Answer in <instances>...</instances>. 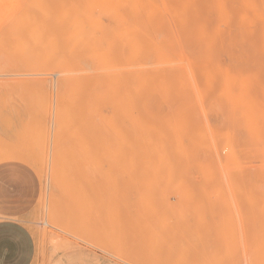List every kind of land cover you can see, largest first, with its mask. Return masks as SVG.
I'll use <instances>...</instances> for the list:
<instances>
[{"label": "rangeland", "instance_id": "374dc122", "mask_svg": "<svg viewBox=\"0 0 264 264\" xmlns=\"http://www.w3.org/2000/svg\"><path fill=\"white\" fill-rule=\"evenodd\" d=\"M123 2L0 0V167L33 185L15 217L35 237L32 264H264V203L247 197L264 193V0H131L155 16L146 28L130 17L146 48L168 38L159 65L122 33ZM121 71L136 75L140 106L121 104ZM232 74L244 78L250 114L240 97L219 98Z\"/></svg>", "mask_w": 264, "mask_h": 264}, {"label": "bare ground", "instance_id": "6f19581e", "mask_svg": "<svg viewBox=\"0 0 264 264\" xmlns=\"http://www.w3.org/2000/svg\"><path fill=\"white\" fill-rule=\"evenodd\" d=\"M124 2H123V4H124V9H123V11L119 14L120 16H119V20H120V23H121V29H122V33L124 34V35H126V36H129V37H132L133 38V40H135V43H134V45L136 46V48H137V52H139V54H141V53H147L146 55H149L151 58H153L154 60H156L157 62L156 63H158V65L160 64V63H164V61H165V58H166V55L167 54H165L164 52L166 51L167 52V40H168V38L166 37V35H160L159 36V39L156 41V42H158L159 44H157V46L155 47V49L152 51V50H150L149 49V47L147 46V48H146V46H145V44L146 43H148L147 41H142V39L141 38H139V36H138V33H137V31L136 30H138L139 29V27H138V29H134L135 27L134 26H132V21L130 20V17L131 16H135V20H136V18L137 19H140L142 22H143V25L145 24V28H146V26L148 27L150 24H151V21L154 19V14L152 13V12H149L148 10H146V12H143L144 10H142V9H140L139 7L140 6H138V5H133V6H131L130 5V2H131V0L130 1H128V0H123ZM160 1V0H159ZM97 3V2H96ZM103 3V2H102ZM104 4V3H103ZM161 5V4H160ZM163 5V4H162ZM161 5V6H162ZM164 6V5H163ZM117 7V6H116ZM142 7V6H141ZM154 7V6H153ZM152 7V9H156L155 7L153 8ZM117 9H119L118 7H117ZM151 9V10H152ZM160 9H162L161 7H160ZM86 10V9H85ZM115 10V9H114ZM154 10H152V11H154ZM166 10V9H165ZM111 11L112 10H110V13H111ZM166 12V11H165ZM170 13V12H169ZM185 13V15H187L186 14V12H184ZM115 14H116V12H115ZM171 14V13H170ZM175 14V13H174ZM106 15V14H105ZM144 15H146V16H144ZM109 17V16H108ZM112 17V16H111ZM62 18V17H61ZM106 18V17H105ZM110 18V17H109ZM182 18V17H181ZM64 19V18H63ZM113 19V18H112ZM171 19V18H170ZM172 20H174V19H172ZM185 20H186V18H185ZM184 20V21H185ZM98 21V20H97ZM177 21V20H176ZM175 21V22H176ZM178 21H180V19L178 20ZM136 22V21H135ZM164 22V21H163ZM171 22V25H173L172 24V21H170ZM173 23H174V21H173ZM180 23H182V22H180ZM184 23V22H183ZM186 23V22H185ZM184 23V24H185ZM115 24V23H114ZM201 24V23H200ZM137 25V23L135 24V26ZM142 25V26H143ZM66 26V25H65ZM113 26V25H112ZM140 26V25H139ZM178 26V25H177ZM185 26V25H184ZM187 26V25H186ZM117 27H118V25H117ZM120 27V26H119ZM137 27V26H136ZM180 27V26H179ZM179 27L177 28L178 30H179ZM65 28V27H64ZM67 28V27H66ZM71 28H73L72 26H71ZM112 28V27H111ZM152 28V27H151ZM67 29H69V28H67ZM109 29H110V27H109ZM154 29V28H153ZM169 29H170V27H169ZM175 28H173V30H174ZM155 30V29H154ZM183 30H185V28H183ZM69 31V30H68ZM113 31H115V29H113ZM112 31V32H113ZM118 31V30H117ZM144 31H145V29H144ZM153 31V30H152ZM116 32V31H115ZM119 32V31H118ZM121 32V31H120ZM156 32H157V29H156ZM176 32V31H175ZM180 32V31H179ZM184 32V31H183ZM153 33V32H152ZM170 33H172V32H170ZM187 33V32H186ZM115 34H118L117 32L115 33ZM120 34V33H119ZM155 34H157V33H155ZM177 35H178V33H176ZM175 34V35H176ZM65 35V34H64ZM92 35V34H91ZM94 35V34H93ZM158 35V34H157ZM173 35V34H172ZM180 35H181V33H180ZM180 35H178V36H180ZM182 35H183V33H182ZM117 36V35H116ZM155 36V35H154ZM177 36V37H178ZM67 37V36H66ZM129 37H128V39H129ZM173 37H174V35H173ZM53 38V37H52ZM94 38V37H93ZM96 38V37H95ZM101 38V37H100ZM99 38V39H100ZM116 38V37H115ZM74 39V38H73ZM98 39V40H99ZM175 39V38H174ZM180 39V38H179ZM183 39V38H182ZM132 40V39H131ZM94 41H96V40H94ZM125 41H129V40H125ZM142 41V42H141ZM141 42V43H140ZM183 42V41H182ZM124 43V42H123ZM130 43V42H129ZM180 43H181V41H180ZM184 43V42H183ZM186 43V42H185ZM125 44V43H124ZM171 44H172V42H171ZM187 44H188V42H187ZM149 45V44H148ZM173 45V44H172ZM176 45V44H175ZM174 45V46H175ZM189 45L190 44H188V47H189ZM131 46V45H130ZM133 46V45H132ZM182 46V45H181ZM176 48H177V45L175 46ZM126 48V47H125ZM124 48V49H125ZM190 48V47H189ZM130 49V48H129ZM184 49V48H183ZM133 50H134V48H133ZM179 50V49H178ZM125 51V50H124ZM130 51H132V50H130ZM135 51H136V49H135ZM134 51V52H135ZM180 51V50H179ZM185 51H186V49H185ZM61 52V51H60ZM137 52H135V53H137ZM54 53V52H53ZM125 53V52H124ZM181 53V52H180ZM183 53H185V52H183ZM187 53V52H186ZM169 54H171V53H169ZM54 55V54H53ZM62 55H63V57H64V54L62 53ZM185 55V54H184ZM208 55V54H207ZM169 56V55H168ZM181 56V55H180ZM126 57V56H125ZM170 57V56H169ZM184 57V56H183ZM186 58H187V56H185ZM62 58V57H61ZM60 58V59H61ZM59 59V60H60ZM127 59H128V57H127ZM62 60V59H61ZM149 60V59H148ZM179 60V59H178ZM182 60H184V59H182ZM66 61L68 62L69 60H67L66 59ZM101 60H99V62H100ZM131 61V60H130ZM129 61V62H130ZM151 61V60H150ZM150 61H148L149 63H150ZM62 62V61H61ZM61 62H59L60 64H61ZM128 62V61H127ZM146 62V61H145ZM166 62H168V61H166ZM165 62V63H166ZM170 62H172L173 63V61H170ZM184 63H185V61H183ZM186 62H187V60H186ZM189 62V61H188ZM59 63L57 64H55V66H57L58 65V67H59ZM62 63H65V62H62ZM113 63H114V61H113ZM152 63V62H151ZM154 63V62H153ZM152 64L151 66H158L157 64ZM172 63H170V64H172ZM176 63V61L174 62V64ZM179 63V62H178ZM181 63V62H180ZM183 63V64H184ZM195 63V62H194ZM166 64H168V63H166ZM196 64V63H195ZM43 65H45V64H43ZM100 65V67H101V65H102V63L101 64H99ZM105 65H107V64H105ZM134 65V64H133ZM140 65V64H139ZM138 65V66H139ZM142 65V64H141ZM165 65V64H164ZM169 65V64H168ZM187 65V64H186ZM197 65V64H196ZM61 66H63V65H61ZM60 66V67H61ZM108 66V65H107ZM144 66V65H143ZM143 66H141V67H143ZM172 67H173V65H171ZM174 66H176V64L174 65ZM177 66H181V65H177ZM183 66V65H182ZM181 66V67H182ZM103 67V66H102ZM101 67V68H102ZM115 67V66H114ZM129 67L131 68V67H133L134 68V66H131V65H129ZM184 67V66H183ZM187 67H190V66H186V69H187ZM214 67H216V66H214ZM54 68V67H53ZM52 68V69H53ZM100 68V69H101ZM106 68V67H105ZM108 68V67H107ZM106 68V69H107ZM122 68V67H121ZM120 68V70H122ZM139 68V67H138ZM154 68V67H153ZM169 68V67H168ZM60 69H62L63 70V68H60ZM65 69V68H64ZM96 69V68H95ZM99 69V68H98ZM110 69H111V66H110ZM110 69H107V70H110ZM116 69H118V67H116L114 70H116ZM158 69V68H157ZM164 69V68H163ZM185 69V68H184ZM185 69V70H186ZM189 69H192V68H189ZM189 69H188V71H189ZM222 69V68H221ZM55 70V69H54ZM58 70V69H57ZM62 70H61V72H62ZM105 70V69H104ZM160 70V69H159ZM169 70H170V68H169ZM175 70V69H174ZM180 70H181V68H180ZM180 70H179V72L177 73L176 72V74H178V76H179V73L181 74V72H180ZM66 71H67V69H66ZM118 71H119V69H118ZM144 70L142 69V71L141 72H143ZM153 71V70H152ZM191 71V70H190ZM193 71V70H192ZM109 72V71H108ZM110 72H112V71H110ZM109 72V73H110ZM115 72H117V71H115ZM120 72V71H119ZM118 72V73H119ZM140 72V73H141ZM154 72V71H153ZM165 72V71H164ZM170 72H171V70H170ZM108 73V76L110 75ZM113 73H114V71H113ZM113 73H111V75L113 74ZM121 73H122V71H121ZM120 73V74H121ZM134 73H136V71L134 72ZM190 73V72H189ZM188 73V74H189ZM207 73H208V71H207ZM103 74H104V72H103ZM105 74H107L106 73V71H105ZM137 74H139V71H138V73ZM190 74H192L191 76H194L193 74V72H191ZM190 74H189V76H190ZM229 74V73H228ZM99 75H101V74H99ZM116 75H117V73H116ZM202 75V74H201ZM207 75V74H206ZM210 74H208V76H209ZM170 76V75H169ZM181 76V75H180ZM179 76V77H180ZM190 76V77H191ZM205 76V75H204ZM211 76V75H210ZM209 76V77H210ZM216 76V75H215ZM227 76V75H226ZM102 77V76H101ZM111 77L112 76H110V79H111ZM133 77H134V79H135V77H136V75L134 76V75H132V74H130V73H127V72H125V73H122L121 75H120V77L118 78V80L116 79V82H117V89H118V91H119V94H120V98H121V104L123 105V106H126V107H137L138 105H139V103L137 102V96H136V94L138 93V88H135V80H134V82H133ZM188 77V76H187ZM189 77V78H190ZM195 77V76H194ZM207 77V76H206ZM91 78L92 79H94L95 81L97 80V75H92L91 76ZM138 78V77H137ZM174 78V77H173ZM178 78V77H177ZM208 78V77H207ZM229 78H230V80H231V84H225V89H222L223 91V94H220V96H219V98H221L222 97V95H223V98L226 96V97H228V95H230L231 97L233 96V99H237V103H240L238 100V97H240V101H244V103H242L243 105H245V107H247V109H245V108H243L242 106H241V108H243V109H245L246 110V112H249V114L253 111L252 110V107L253 106H251V104H250V100H245V97L242 95V94H240V93H238L237 92V90H238V88H239V86H240V84L242 85V83L244 82V78H242L241 76H239V75H235V74H232V75H229ZM161 79V78H160ZM211 79V78H210ZM141 80H143V82H148L149 83V81L151 80L150 79V77L149 76H141ZM165 80V79H164ZM183 80V79H182ZM189 80V79H188ZM193 80H195V78L194 79H192V82H193ZM208 80V79H207ZM227 79H225V82H227L226 81ZM185 81V80H184ZM190 81H191V79H190ZM97 82V81H96ZM165 82V81H164ZM110 83V82H109ZM137 83V82H136ZM140 83V82H139ZM191 83V82H190ZM194 83V82H193ZM206 83V82H205ZM229 83V82H228ZM141 84V83H140ZM186 84V83H185ZM195 84H197L196 86L198 87V83H196V80H195ZM144 84H141V86H143ZM162 85V84H161ZM245 85H246V83H245ZM260 85H262V83L260 84ZM263 85H264V83H263ZM94 86V85H93ZM96 86V85H95ZM145 86V85H144ZM194 86V85H193ZM210 86V85H209ZM230 86V87H229ZM115 87V86H114ZM195 87V86H194ZM212 87H213V85H212ZM229 87V88H228ZM261 87V86H260ZM161 87H159V89H160ZM199 89H201L200 88V86L198 87ZM198 88H196V92H197V90L198 91H200ZM241 88H243V87H241ZM179 89H180V93H181V86L179 87ZM191 89H193V88H191ZM217 89V88H216ZM94 90V89H93ZM202 90V89H201ZM206 90V89H205ZM241 90H243V89H241ZM96 91V90H95ZM153 91H154V89H153ZM255 91V90H254ZM183 92H185V90L183 91ZM192 92V91H191ZM201 92V91H200ZM221 92V91H220ZM221 92V93H222ZM262 92V91H261ZM157 93H159L158 91H157ZM179 93V94H180ZM198 93V92H197ZM226 93V95H224ZM152 94H155V92H153ZM160 94V93H159ZM184 94V93H183ZM228 94V95H227ZM161 95V94H160ZM168 95V94H167ZM170 95V94H169ZM182 95V94H181ZM193 95V94H192ZM152 96V95H151ZM179 96V95H178ZM184 96V95H183ZM185 96H186V94H185ZM184 96V97H185ZM137 97V98H136ZM191 97V96H190ZM247 97V96H246ZM152 98V97H151ZM162 98V97H161ZM161 98H160V100H161ZM180 98V97H179ZM194 98H196V100H197V102H198V99H199V94H198V99H197V97H194ZM202 98H203V96H202ZM264 98V97H263ZM186 99V98H185ZM216 99V98H215ZM227 99V98H226ZM169 100V99H168ZM176 100V99H175ZM229 100H231V98L229 99ZM152 101V100H151ZM163 101H164V99H163ZM166 101V100H165ZM164 101V102H165ZM170 101V100H169ZM168 101V102H169ZM186 101V100H185ZM199 101H202L203 102V99L201 100H199ZM211 101V100H210ZM213 101V100H212ZM215 101V100H214ZM213 101V102H214ZM225 101V100H224ZM224 101H223V103L222 104H224ZM235 101V100H234ZM234 101H232V105L235 103ZM145 102V101H144ZM167 102V103H168ZM181 102V101H180ZM190 102V101H189ZM194 102H196L195 100H194ZM197 102H196V104H197ZM201 102V103H202ZM219 102H221V101H219ZM226 102L227 101H225V104H226ZM231 102V101H230ZM234 102V103H233ZM152 103V102H151ZM171 103H173V102H171ZM217 103V102H216ZM258 103V102H257ZM143 104H145V103H143ZM155 104V103H154ZM161 104V103H160ZM199 104H200V102H199ZM199 104H198V106H199ZM210 104V103H209ZM231 104V103H230ZM230 104H229V106H230ZM148 105V104H147ZM153 105V104H152ZM178 105V104H177ZM216 105V104H215ZM220 105H221V103H220ZM236 105V104H235ZM241 105V104H240ZM263 105V104H262ZM140 106V105H139ZM163 106V105H162ZM161 106V107H162ZM169 106V105H168ZM197 106V107H198ZM202 106L204 107V105H203V103H202ZM214 106V105H213ZM217 106H219V105H217ZM217 106L216 107H214V108H217ZM237 106H238V104H237ZM147 107V106H146ZM157 107V106H156ZM159 107V106H158ZM166 107V106H165ZM174 107V106H173ZM233 107V106H232ZM234 107H236V106H234ZM144 108H145V106H144ZM148 108H149V105H148ZM151 108V107H150ZM153 108V107H152ZM163 109H165L164 107H162ZM199 108V107H198ZM211 108V107H210ZM213 108V109H214ZM220 108V107H219ZM226 109H227V107H225ZM237 108V107H236ZM235 108V109H236ZM241 108H240V106L238 107V110L240 111L241 110ZM264 108V107H263ZM174 109V108H173ZM207 109V108H206ZM212 109V110H213ZM218 109V108H217ZM230 109V108H229ZM232 109V108H231ZM242 109V112L243 111H245V110H243ZM256 109V108H255ZM161 110V109H160ZM172 110V109H171ZM219 110V109H218ZM224 110V109H223ZM234 110V109H233ZM237 110V109H236ZM133 111V110H132ZM153 111V110H152ZM162 111V110H161ZM168 111V110H167ZM201 111H202V109H201ZM216 112H218L217 110H215ZM203 112V111H202ZM210 112V111H209ZM221 112V111H220ZM226 112V111H225ZM233 113V115L235 114V113H237V112H235L234 113V111H232ZM245 112V114H246V116L245 117H247V113ZM260 112V111H259ZM258 112V113H259ZM157 113V112H156ZM212 113V112H211ZM214 113V112H213ZM223 113H224V111H223ZM239 113V112H238ZM238 113L237 114H235L236 115V118H237V115H238ZM244 113V112H243ZM127 114H128V112H127ZM220 114V113H219ZM232 114H230L231 116V121H233L232 119ZM241 114V113H240ZM257 114V113H256ZM208 115V114H207ZM234 115V116H235ZM252 115V114H251ZM260 115V114H259ZM128 116V115H127ZM227 117H228V114L226 115ZM240 116V115H239ZM238 116V117H239ZM242 116V115H241ZM255 116V115H254ZM189 117V116H188ZM188 117L186 118L187 120H188ZM191 117V116H190ZM205 117V116H204ZM209 117V116H208ZM174 118V120L176 119L175 117H173ZM185 118V117H184ZM194 118V117H193ZM199 118V117H198ZM229 118V117H228ZM235 118V117H234ZM250 118V117H249ZM259 118V117H258ZM126 119H128V117L126 118ZM180 119V118H179ZM179 119H177V120H179ZM202 119V118H201ZM257 119V118H256ZM174 120H172V121H174ZM181 120V119H180ZM190 120V119H189ZM229 120V119H228ZM242 120V119H241ZM253 120V119H252ZM260 120V119H259ZM259 120H257V121H259ZM263 120V119H262ZM129 121V120H128ZM221 121H223V120H221ZM245 121V120H244ZM182 122H184V121H182ZM201 122H202V120H201ZM204 122V121H203ZM202 122V123H203ZM224 122V121H223ZM227 122V121H226ZM237 122H239L238 120H237ZM253 122V121H252ZM262 122H264V121H262ZM130 123H131V121H130ZM207 123H209V122H207ZM233 123V122H232ZM248 123H250V122H248ZM126 124V123H125ZM212 124H214V123H212ZM231 124V123H230ZM234 124V123H233ZM242 124V123H241ZM245 124V123H244ZM137 125H138V123H137ZM181 125V124H180ZM184 125H186L187 126V123L186 124H184ZM193 125H194V123H193ZM224 125V124H223ZM235 125L236 126H238V124L237 123H235ZM246 125V124H245ZM128 126V125H127ZM170 126L171 125H169V128H170ZM201 126V125H200ZM216 126V125H215ZM225 126V125H224ZM226 126H227V124H226ZM233 126V125H232ZM231 125H230V128L232 127ZM239 126H241V125H239ZM129 127V126H128ZM174 127V126H173ZM181 127V126H180ZM189 128H190V126H188ZM194 127V126H193ZM221 127V126H220ZM242 127V126H241ZM240 127V128H241ZM246 127V126H245ZM247 127H249L248 125H247ZM253 127V126H252ZM133 128H134V125H133ZM133 128H132V130H133ZM143 128V127H142ZM188 128V129H189ZM243 128H244V125H243ZM250 128V127H249ZM174 129V128H173ZM210 130H213V128L211 129V128H209ZM209 129H208V131H209ZM234 128H232V130H233ZM255 129V128H254ZM191 130V129H190ZM196 130H198V129H196ZM199 130H200V128H199ZM228 130V129H227ZM236 130V129H235ZM251 130V129H250ZM134 131V130H133ZM252 131V130H251ZM132 132V131H131ZM145 132V131H144ZM212 132V131H211ZM210 132V133H211ZM229 133H230V131H228ZM245 132V131H244ZM243 132V133H244ZM259 132V131H258ZM197 133V132H196ZM205 133L207 134V132L205 131ZM204 133V134H205ZM248 133H250V132H248ZM255 133V132H254ZM174 134V133H173ZM180 134V133H179ZM246 134V133H245ZM244 134V135H245ZM258 134V133H257ZM97 134H95V136H96ZM195 135H197V134H195ZM224 135V134H223ZM236 135H238V134H236ZM235 135V136H236ZM258 135H260V134H258ZM98 136V135H97ZM102 136V135H101ZM100 136V137H101ZM144 136V135H143ZM147 136V135H146ZM211 135H208V137H210ZM230 136V135H229ZM240 136V135H239ZM253 136V135H252ZM103 137H105V136H103ZM207 137V136H206ZM212 137V136H211ZM254 137V136H253ZM144 138V137H143ZM149 138V137H148ZM235 138V137H234ZM242 138V137H241ZM247 138V137H246ZM250 138V137H249ZM107 139V138H106ZM109 139V138H108ZM212 139V138H211ZM229 139H231V138H229ZM236 139V138H235ZM98 140V139H97ZM110 140V139H109ZM119 140H120V138H119ZM148 140V139H147ZM151 140V139H150ZM150 140H148V142L150 141ZM166 140H167V137H166ZM174 141H177V140H175V139H173ZM207 140H208V138H207ZM213 140H217V139H213ZM213 140L211 141V142H213ZM253 140V139H252ZM264 140V139H263ZM100 141V140H99ZM142 141H143V139H142ZM154 141V140H153ZM162 141V140H161ZM209 141V140H208ZM227 141V140H226ZM246 141V140H245ZM255 141V140H254ZM257 141H262V139H257ZM107 142V141H106ZM119 142H121V141H119ZM144 142H145V140H144ZM147 142V141H146ZM156 142H158V140L156 141ZM210 142V141H209ZM211 142L210 143H208L209 145H211ZM251 142V141H250ZM123 143V142H122ZM249 143V142H248ZM161 144V143H160ZM175 144V143H174ZM177 144H179V143H177ZM216 144V143H215ZM253 144V143H252ZM262 144V143H261ZM106 145V144H105ZM110 145V144H109ZM155 145V144H154ZM185 145V144H184ZM217 145V144H216ZM226 145V144H225ZM101 146V145H100ZM103 146H104V144H103ZM124 146V145H123ZM122 146V147H123ZM150 146H151V144H150ZM175 146V145H174ZM178 146V145H177ZM176 146V147H177ZM203 146H206V145H203ZM212 146V145H211ZM230 146V145H229ZM251 146V145H250ZM98 147V146H97ZM105 147V146H104ZM108 147H110V146H108L107 145V148ZM111 147H113V146H111ZM129 147V146H128ZM154 147V146H153ZM202 147V146H201ZM207 147V146H206ZM213 147V146H212ZM212 147H210V148H212ZM228 147V146H227ZM103 148V147H102ZM102 148H101V150H102ZM130 148H132V147H130ZM158 148H160V147H158ZM216 148H217V146H216ZM86 149V148H85ZM104 149V148H103ZM111 148H109L108 150H110ZM156 149H157V147H156ZM156 149H154V150H156ZM176 149V148H175ZM213 150H214V147L212 148ZM211 149V150H212ZM88 149H86V151H87ZM106 150V149H105ZM151 150V149H150ZM177 150V149H176ZM200 150V149H199ZM212 150V151H213ZM229 150H232V149H229ZM17 151V150H16ZM107 151V150H106ZM211 151V152H212ZM216 151V150H215ZM226 151V150H225ZM23 152V151H22ZM88 152H89V150H88ZM87 152V153H88ZM152 152V151H151ZM234 152V151H233ZM6 152H4V154H5ZM9 153V152H8ZM34 153V152H33ZM104 153V152H103ZM149 154V153H148ZM212 154H214L215 155V153H212ZM22 155V154H21ZM102 155H104V154H102ZM153 155V154H152ZM187 155V154H186ZM204 155V154H203ZM3 156V155H2ZM27 156V155H26ZM26 156H24V157H26ZM30 156V155H29ZM29 156H27V157H29ZM108 156H109V154H108ZM147 156V155H146ZM149 157H150V155H148ZM206 156V155H205ZM204 156V157H205ZM9 157V156H8ZM23 157V156H22ZM89 157H90V154H89ZM105 157V156H104ZM161 157V156H160ZM207 157V156H206ZM213 157V156H212ZM217 157V156H216ZM10 158V157H9ZM17 158V157H16ZM203 158V157H202ZM219 158V157H218ZM29 159V158H28ZM30 159H32V158H30ZM107 159H109V158H107ZM106 159V160H107ZM204 159H206V158H204ZM203 159V160H204ZM209 159V158H208ZM26 160V159H25ZM35 160V159H34ZM38 160H40V159H38ZM214 160H215V157H214ZM94 161V160H93ZM168 161V160H167ZM30 162V161H29ZM63 162V161H62ZM91 162V161H90ZM215 162H216V160H215ZM219 162V161H218ZM60 163V162H59ZM58 163V164H59ZM257 163V162H256ZM30 164V163H29ZM88 164V163H87ZM93 164V163H92ZM95 164H97V163H95ZM222 164V163H221ZM221 164H219V165H221ZM254 164H255V162H254ZM264 164V163H263ZM38 165V164H37ZM57 165V164H56ZM55 165V166H56ZM64 165V164H63ZM243 164H241V166H242ZM32 166V165H31ZM61 166V165H60ZM88 166V165H87ZM95 166V165H94ZM206 166V165H205ZM230 166H234V165H230ZM236 166V165H235ZM240 166V165H239ZM240 166V168H242ZM255 166V165H254ZM36 167V166H35ZM88 167H90V166H88ZM206 167H208V165L206 166ZM217 167H218V164H217ZM221 167V166H220ZM223 167H225L223 164H222V170L224 169ZM229 167V166H228ZM245 167V166H244ZM87 168V167H86ZM91 168H92V166H91ZM246 168V167H245ZM248 168H253V167H250V166H248ZM264 168V167H263ZM229 169V168H228ZM239 169V168H238ZM244 169V168H243ZM254 169V168H253ZM90 170V169H89ZM208 170V169H207ZM229 170H231V169H229ZM237 170V169H236ZM58 171V173H59V169L57 170ZM170 171H171V169H170ZM201 171V170H200ZM199 171V172H200ZM234 171V170H233ZM65 172V171H64ZM195 172V171H194ZM225 171H223V173H224ZM202 173V172H201ZM161 174V173H160ZM225 174V173H224ZM223 174V176H226V174L224 175ZM59 175L60 174H58V177H59ZM203 175L205 176V174L203 173ZM218 175V174H217ZM62 177H64L63 176V174L61 175ZM66 176V175H65ZM88 176V175H87ZM90 176V175H89ZM170 176V175H169ZM168 176V178H170ZM195 176V175H194ZM71 177H72V175H71ZM221 177V176H220ZM67 178V177H66ZM69 178V177H68ZM68 178L66 179V180H68ZM73 178V177H72ZM222 178V177H221ZM220 178V179H221ZM76 179V178H75ZM75 179H73V180H75ZM90 179V178H89ZM197 179V178H196ZM201 179V178H200ZM204 179L206 180V177H204ZM264 179V178H263ZM199 180V179H198ZM205 180H204V182H205ZM225 180H226V177H225ZM65 181V180H64ZM202 181H203V179H202ZM227 181V180H226ZM251 181H255L254 179H252L251 178ZM264 181V180H263ZM93 182V181H92ZM96 182V181H95ZM199 182V181H198ZM222 182H223V180H222ZM71 183H74V182H72V180H70V184ZM76 183V182H75ZM218 183V182H217ZM227 184L226 185H228L227 187H229L230 186V184L228 183V182H226ZM254 183H256V182H254ZM89 184V183H88ZM91 184V183H90ZM167 184H168V182H167ZM58 186H59V184H57ZM72 185V184H71ZM97 185V184H96ZM177 185H179V184H177ZM223 185V184H222ZM255 185H257V184H255ZM224 187V186H223ZM262 187H263V185H261V186H255V189L254 188H250V190H248V194H247V197L248 198H250V199H253V200H251V202H257V201H261L262 203H264V193H263V191H262ZM69 188V187H68ZM175 188H177V187H175ZM264 189V188H263ZM215 190V189H214ZM224 190V189H223ZM256 190V191H255ZM213 191V190H212ZM207 192V191H206ZM230 193V196H233V194L231 195V193H232V190H231V192H229ZM234 198V197H233ZM232 197H231V199H233ZM234 200V199H233ZM214 201V200H213ZM239 203V202H238ZM235 204H236V200H235ZM235 204H233L232 203V205L234 206ZM240 204V203H239ZM252 204V203H251ZM261 206V205H260ZM236 207V206H235ZM262 207V206H261ZM263 207H264V205H263ZM263 207H262V209H263ZM237 208V207H236ZM241 209V208H240ZM257 209V208H256ZM258 209H259V206H258ZM262 209H259V210H262ZM93 210V209H92ZM254 212V211H253ZM252 212V213H253ZM238 213V212H237ZM255 221V220H254ZM93 225L94 226H96L95 225V223H92V221H90V219H89V216H88V218H87V220H86V222H85V226H86V230L87 231H90V230H92V227H93ZM101 225V224H100ZM84 226V227H85ZM105 226V225H104ZM104 226H102V227H104ZM85 230V229H84ZM94 231V230H93ZM101 232V230H99V233ZM90 233V232H89Z\"/></svg>", "mask_w": 264, "mask_h": 264}, {"label": "crops", "instance_id": "0c3cea01", "mask_svg": "<svg viewBox=\"0 0 264 264\" xmlns=\"http://www.w3.org/2000/svg\"><path fill=\"white\" fill-rule=\"evenodd\" d=\"M17 169L0 167V264H32L36 241L32 231L16 216L33 198V185Z\"/></svg>", "mask_w": 264, "mask_h": 264}]
</instances>
